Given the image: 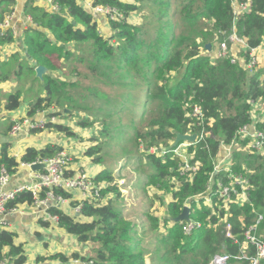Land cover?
I'll list each match as a JSON object with an SVG mask.
<instances>
[{"label":"trees","instance_id":"obj_1","mask_svg":"<svg viewBox=\"0 0 264 264\" xmlns=\"http://www.w3.org/2000/svg\"><path fill=\"white\" fill-rule=\"evenodd\" d=\"M233 1L244 3L248 0H94V5L116 9L126 19L130 13L149 8L155 19L149 27L148 24L141 26L123 20H109L115 42L98 31V23L78 0H53L58 7L55 12L40 5H31L27 9L35 25L25 32L28 59H34L37 66H44L50 72L66 68L70 71L67 73L75 77L73 82L47 74L42 81L38 79L44 96L30 105L28 117L47 111L48 118H60L58 112H49L52 107L56 111L57 107L67 108L68 113L75 111L78 115L89 111L91 108L81 105L79 100L86 102L99 97V84L127 89L121 94V101L113 102L109 95H102L110 107L106 116L112 121L106 124L100 135L109 139L113 137V132L121 130V142H134L137 147L145 145L143 151L149 165V184L165 192L174 188L170 178L173 180L179 176L180 159L172 153L165 156L150 154V149L161 146L168 151L174 149L170 147L178 133L197 134L203 127L210 132L206 142L188 150L194 157L192 163L200 164V169L192 181L181 180L179 190L172 191L173 201L168 205L166 220L168 224L169 220L177 218L185 204L192 202L197 216L194 220L203 223L202 229L185 236L181 224L173 222L167 233L162 234L158 218L145 214L143 226L148 229L146 235L154 236L152 245L155 246L154 249L146 248L143 239L146 235L140 236L137 224L127 220L123 213L122 196L112 171L103 170L96 175L95 182L111 183L101 195L107 197L110 194L113 198L82 202L79 216H70L54 206L48 209V213L58 218V224L70 236L76 237L81 245L91 247L90 258L77 253L70 257L56 253L50 257H39L38 262L68 264L74 259L89 264H150L147 259L157 253L154 264H186L188 260L190 264H210L216 256L224 253L233 257L228 264H248L234 257L239 253L247 228L254 225L258 215L264 218V157L257 152L233 156L236 162L234 173L243 174L249 183L248 202L226 205L213 197V203L217 205L211 208L205 206L204 199L199 201L200 208L195 202L198 196L208 192L212 177L226 181L222 174L215 175L214 170V162L222 152L221 143L230 145L239 129L256 121L252 116L254 105L259 101L264 103V68L245 69L240 63H232L231 59H215L210 54H204L206 45L213 44L215 37L219 38L218 41L224 39L219 31L231 34L233 27L236 34L246 40L249 49H264V0H251V12L241 16L235 15ZM14 3V0H0V23L14 11ZM14 41L10 30L6 37H0V45ZM16 57L13 56V59L18 61ZM76 58L79 60L68 69ZM246 58L248 62V54ZM60 61L63 63L59 64ZM80 66H85L86 70H80ZM30 72L36 75L34 68ZM83 77L92 79V83L83 86ZM141 86H144L143 90H140ZM132 91H137V94L132 96ZM144 91L140 98L139 93ZM21 99L20 91L10 95L6 111H17L21 107ZM195 106L202 109L205 117L200 128L192 126L200 123L193 116ZM127 111L131 115L129 122H113L115 115L119 113L121 117ZM16 122L10 123L6 133ZM78 125L90 127L93 123L81 116ZM44 130L73 135L65 124L49 123ZM31 131L38 133L43 130ZM9 148L8 143L2 145L0 173L5 167L10 175L17 171L21 163L32 164L54 158L64 151L54 144L40 150L29 148L18 161L9 155ZM94 150L89 149L85 155L93 158ZM131 152L129 148L127 154ZM242 155L244 158L241 160ZM93 159L101 165V158ZM216 189L215 185L212 190ZM56 192L67 200L73 198L70 191L59 189ZM45 193L46 190L40 192V199L45 198ZM33 203L32 192L26 191L7 207L11 211L17 206H32ZM77 206V201L72 202L74 209ZM40 223L46 227L51 225L50 221L41 220ZM227 225H231L230 232L239 240L238 244L227 236ZM263 231L264 220L258 235L262 236ZM16 237L15 232L0 229V262L27 264V253L23 245L16 243Z\"/></svg>","mask_w":264,"mask_h":264},{"label":"built area","instance_id":"obj_2","mask_svg":"<svg viewBox=\"0 0 264 264\" xmlns=\"http://www.w3.org/2000/svg\"><path fill=\"white\" fill-rule=\"evenodd\" d=\"M42 3H45L49 7V11H57L58 7L54 4L53 0H39ZM94 2V1H93ZM93 2H86L85 4L82 2L80 5L84 7L85 10H88L94 20L96 22L99 21L101 17H104L108 20L114 21H122L125 15L122 12H119L116 9L108 8L102 5H94ZM234 12L236 16H241L244 14H248L251 12L252 2L248 0L244 3H237L233 1ZM236 7L238 9H236ZM13 19L14 12L6 15L5 19L2 23H0V37H6L7 32L10 30L14 34L13 30ZM220 35L224 36V39L218 41L219 44L218 50L215 53V59H231L232 63H237L235 55L232 53L231 45L232 44H240L245 47L247 50V54L251 60L248 62V67L251 66L252 69L257 66L259 59V48L249 49L246 40L241 39L235 32V27H233V31L231 34H228L225 31H219ZM241 64V62H239ZM244 67V64H241ZM262 106V102H258L254 105V110L252 116L256 121H254L251 125H245L241 129H239L235 139L231 142L230 145L226 146V143H221V148L224 151V158L221 162H214V170L215 175L222 174L223 180H215L213 177L210 179V183L212 184L209 187V190L206 194H202L198 196L195 200L197 208H200L199 201L204 199L205 206L212 207L217 205V203H213V197H217L218 201L222 204H230L235 202H248L249 201V183L243 174L234 173L233 171V155L231 151L234 149H240L241 146L247 148L248 151H252L249 153L257 152L260 155L264 154V126L262 128L254 129V126L261 120L259 117H256L255 114L258 113V110ZM255 112V113H254ZM46 112L45 118L36 120L35 117L25 118L23 121L16 122L12 127L10 134L12 136L16 135L19 131L26 127L28 130H44L47 124L52 123L56 124L57 118L50 117L48 118ZM193 116L197 117L200 120L199 124H194L192 126L200 128L201 125L205 121L204 114L202 109L199 106H195L193 108ZM264 124V120L262 121ZM254 131L252 132V130ZM185 135H197V140L194 143L190 142H182L177 147L172 150H167L166 148L161 149V155L165 156L168 153H172L180 160L178 164V173L179 176H176L172 181L171 185L174 187L173 191L176 192L179 190V187L182 186L181 180L184 182L192 181L194 176L198 173L200 169V164L192 163L193 154H189L188 150L190 148L196 147L201 142H206L207 138L210 136V132L206 131V128L203 127L200 129L199 133H188ZM237 145V146H235ZM166 149V150H163ZM263 156V155H261ZM264 157V156H263ZM36 164H44V169L41 170L42 174L39 175V182L33 187H23L15 190H6V186L10 180L11 175L7 172L6 168L3 167L0 173V218L5 220V218L11 214L16 212V208L13 210H8V204L14 201L20 193L29 191L32 192L34 196V203L32 205L33 208H43L47 221H52L58 224V218L51 216L48 213V209L50 207L61 208L68 203L62 195L57 194L56 191L59 189H63L66 191H70L72 194H81V200L78 199L77 202L79 206L74 209L76 214H79L81 209V202H99L102 200H107L108 197H102L101 192L109 188L108 183H96L95 177H91L84 172H79L74 175L72 170H68L71 164V159L69 156L63 151L54 158L46 159V160H38L32 164H24L21 163L25 168L31 170V167ZM72 172L73 174H70ZM125 182H120L119 186H124ZM217 186L215 191L212 190L214 186ZM43 190H46L45 198L40 199L39 194ZM105 200V201H106ZM104 201V202H105ZM193 203H187L184 207L188 206L191 208L190 211V220L181 222L182 231L185 236H191L196 231L202 229L203 223L192 218V214L194 213V209L192 207ZM228 207V206H227ZM184 209V208H183ZM183 211V210H182ZM263 216L258 215V218L254 225L247 228L244 232V241L239 245V253L234 259L239 262H248V264H264V231L262 232V236L258 235V231L260 226L263 223ZM4 222V221H2ZM173 223V221H172ZM231 225H227V236L233 240H235L236 244L239 243V240L230 232ZM232 256L229 254L218 255L216 256L210 264H228L230 260H232ZM0 264H6L0 262Z\"/></svg>","mask_w":264,"mask_h":264},{"label":"rangeland","instance_id":"obj_3","mask_svg":"<svg viewBox=\"0 0 264 264\" xmlns=\"http://www.w3.org/2000/svg\"><path fill=\"white\" fill-rule=\"evenodd\" d=\"M123 1L129 2L131 0H123ZM32 5L36 6V3L35 4L33 3ZM41 7L43 9L47 8V6L42 4ZM107 21L109 20L107 19ZM123 21H127L130 24L141 25V26L144 24H148L149 27L155 22V19L150 14L149 8H145L143 9L142 12L138 11L137 13L136 12L130 13L129 17L127 19L124 17ZM98 31L106 38H110L113 42H115V38H113V31L111 30L108 24L104 25L102 23H98ZM218 40L219 38L215 37V39L212 42L213 43L212 45L217 43ZM214 48H216L215 45ZM204 54H210L212 57L215 56V53H213V51H211L210 53L206 51L204 52ZM246 56H247V51H246V55H244L245 57L244 62H241L238 59L240 58L239 55L235 54L237 64L241 62L244 64L245 69H249L251 68V66L248 67V62L251 60V58H249V61L247 62ZM22 57L25 56L22 55ZM78 60L79 59L76 58L74 61H72L68 69H70L71 66H73V64H75ZM29 64L30 62L26 59L20 62V66L22 68L21 71L17 74L18 77H15V75L12 76V73H14L12 69H14V66H16L14 62H12V64L9 67H5L3 65L2 67L0 66V145L1 142H6V141L10 142L11 140L10 137L8 135L5 136L6 134L4 133V131L10 125L8 119L9 114H7L9 112L6 111L5 109V105L7 103L8 97L12 94H15L17 91L22 92V101H21L20 110L24 112L26 109H28V107H30L31 104H35L39 97L44 96V92L42 91L41 88V83L39 82L37 76L33 75L30 72ZM256 67L263 69L262 67H260L259 62ZM256 67L252 69L254 70ZM82 68L86 70L85 66L82 67L80 66V70H82ZM61 70H62L61 76L58 77L55 76V78H59L62 81L66 80L67 82L75 81V77L67 73L70 71H68L66 68L65 69L62 68ZM88 72L90 73L89 70H87V73ZM263 74H264V70H263ZM3 77H8L7 80L8 83L4 82L5 78ZM81 81L83 83V86L90 85L92 83V79H88L85 77L81 78ZM99 86L101 89V95L99 97H96L95 99L92 100H88L86 102L84 100H79L81 105H87L89 108H91V110L86 111L82 114L80 113L81 115L80 114L78 115V113L74 111L72 115L71 113L67 112L69 111L67 110V108L63 109L61 107L60 108L57 107V112L61 116L60 118H57V121L59 120L60 121V122L58 121L59 123L65 124V126H67L70 129L71 133H73L72 136L66 133H63L62 135L55 130H51L50 132L47 130L46 132H44L45 133L44 137L46 136L50 137L53 143L56 140H64V142L66 143L70 142L71 145L70 148L66 147V150L64 151L69 156L72 163H74V159L76 158V156L74 155L73 152L70 151V149L74 150L75 146L77 147V149L79 150L81 149L80 152L81 155H77V157H79L80 159L79 160L76 159L78 163L81 161L83 164L84 160L90 162L92 160V162H94L93 158L95 157L101 158L102 160V163L100 165L101 169L112 171L113 178L118 182V185L120 182H125L124 186H119V190L122 192L121 194L122 210L127 220H130L137 224L138 227L137 229L140 236H145L148 231V229L143 226V221H144L143 217L145 216V214H152L156 216L159 220L160 232L162 234H166L168 228H171L173 226L172 221L174 220V219L169 220L168 224L166 223V220L168 219V215H167L168 205L171 201H173L172 188H170V192H165L159 190L157 186L149 184L148 177L150 173L149 171H147L149 169V165L147 164L148 161L146 159V154L143 151L145 145L144 146L141 145L137 147V145L134 142L125 143L124 140L121 142L119 138V136L121 135V130H118V133L113 132V137L109 139L107 138V136L102 137L100 135V132L103 131L104 128L106 127V124L108 125V122L112 121L110 117L106 116L107 111L110 109V107L107 105V102L105 101L104 97H102V95L103 94L109 95L110 99L113 100V102L121 101L122 100L121 94L125 93L127 89L124 90L120 87L114 88L110 85H105V84L103 85L99 84ZM143 87L144 86L139 87L141 88L140 90H143ZM83 94H88V92L87 93L84 92ZM132 94H133L132 96H135L137 94V91H132ZM144 94L145 91L139 93L140 98H142ZM24 103L27 104L28 107H25L23 105ZM137 103L139 104V102ZM114 105L115 104L113 103L112 106ZM140 107L141 106L139 104V108ZM54 111H55V107H52L49 112H54ZM118 114L114 116L113 122L117 123V121L119 120L121 123L129 122L131 115L129 114L128 111L122 113L121 117H119ZM88 115L89 117H87ZM81 116L88 118L89 122L93 123V126L90 127L79 126L78 123L80 122ZM255 116H257V114H255ZM24 118H28V117L25 116ZM34 134L37 135H31L32 139L30 141H35L37 138L43 137L39 133H34ZM94 138L96 140H94ZM71 140L76 142L72 143ZM173 145L174 143L172 144V147H170V149L174 148ZM20 146H24L25 148H27L28 142H23L21 143ZM122 146H126V147L122 148ZM32 148H36V147H32ZM129 148L132 150V152L130 154H127V150H129ZM162 148L164 147L162 146L152 147L150 149V154L154 153L157 156H160L161 153L158 150ZM11 149L17 151L16 148H14L13 146L11 147ZM89 149H95L94 150L95 156L93 158L85 155ZM249 152L252 151H248L247 148L241 146L240 149H235V150L233 149L231 151V154L232 155L237 153L248 154ZM261 155L264 156V154ZM243 158L244 157L242 155L241 160ZM140 159L141 162L139 161ZM120 161L122 162V164L120 163ZM94 163L97 164L96 162ZM121 165H123L122 169H121ZM118 167L120 169H117ZM170 180L172 181V178H170ZM107 196L109 197L111 195L109 194ZM195 213L192 214L193 219H196L197 217ZM50 232H51L50 234L53 237L52 238L47 237L45 240V244L41 242L36 243V248L37 246H39L41 250L40 252H44V254L53 251L55 248L63 252L67 244H65L64 241H62V238H58V237L63 235L69 238L70 235L67 233V231L64 228L62 229L53 228L50 230ZM46 236H48L47 233ZM153 237L154 236L152 234H148L146 235L145 238H143L145 240L144 246L146 248L148 247L150 249L155 248V246L152 245ZM16 243L17 244L20 243L21 245H23L26 252L32 253L34 250L33 246H35V243H32L31 241H29V239H27L24 236L17 235ZM90 249L91 247L87 249L86 252L83 253H85L86 255L91 254L92 250ZM222 255H224V253H222ZM157 257H158L157 253L152 254L147 259L148 263L154 264V262L157 260ZM90 264H93V262H91ZM186 264H190V260H188Z\"/></svg>","mask_w":264,"mask_h":264},{"label":"crops","instance_id":"obj_4","mask_svg":"<svg viewBox=\"0 0 264 264\" xmlns=\"http://www.w3.org/2000/svg\"><path fill=\"white\" fill-rule=\"evenodd\" d=\"M15 3L12 6V9L14 10V19H13V30H14V34H15V41L14 43L11 44H5V45H0V66L2 67H9L12 62H14L16 64V66H14V69H12V71L14 73H12V76L15 75V77H18V73L21 71L20 68V62L22 60H28L30 62V66H29V70L31 68H34L36 70L37 65H35V61L34 59L30 60V58L28 59L27 57V50H26V45L24 43L25 41V32L30 29V27H35L32 18L30 17V15L27 13V9L34 3H36V5H45L47 6L46 9L49 10V7L47 4L42 3L41 1H37V0H14ZM94 0H78L79 4H81L82 2L85 4L86 2H93ZM236 9H238L236 7ZM97 23H102L104 25L108 24V21L106 18L101 17L99 19V21ZM107 23V24H105ZM214 45L216 46V48H214ZM214 45H212V51L213 53H216L218 50V43H215ZM231 49H232V53L235 55H239L240 58H238L241 62H244L245 57L244 55L246 54V48L241 46L240 44H232L231 45ZM259 65L260 67L264 68V49L263 48H259ZM18 56L16 57V59L18 61H16L15 59H13V56ZM25 56V57H22ZM243 55V56H242ZM63 63V61H60L59 64ZM18 64V66H17ZM37 64V63H36ZM243 64V63H241ZM62 72L60 70L56 71V72H50L48 71L47 75H51L53 77H58L61 76ZM5 78L4 82L8 83V77H3ZM22 101V99H21ZM25 107H28L27 104H23ZM29 109L30 107H28V109H26L24 112L22 110H20V108L17 111L14 112H9L7 114H9V122L13 123L16 121H19L20 119H25L24 117H28L29 114ZM51 109H49L50 111ZM47 111L38 113L35 117L36 120H40L45 118ZM55 112H57L55 110ZM23 113V114H22ZM259 117V121L255 126L254 129L257 128H262L264 126V124L262 123V121L264 120V103H262V106L260 107V109L258 110L257 116ZM59 121V120H58ZM60 122V121H59ZM57 122V123H59ZM61 124V123H59ZM253 126V124H252ZM260 126V127H259ZM254 129L252 130V132L254 131ZM47 130L44 131H40L38 132L39 134H41V138H37L35 141H30L31 135H37L34 134V132H32L31 130H28L26 127H23V129L21 131H19L16 135L12 136L10 134V132L6 133V130L4 131V133L6 134L5 136H9L10 137V142H1L0 145V151L2 148V145L4 143H8L10 145V148L8 150V153L10 156L15 157L18 161H20V159L22 158V156L25 154L26 150L32 147H36V149L38 148V150L40 149H45L48 145H58L61 146L63 148V150H66V147L70 148V142H64V140H56L54 143L52 142V140L50 139V137L45 136V133ZM49 131V130H48ZM50 132V131H49ZM60 133V132H59ZM63 135V133H60ZM23 142H28V146L27 148H25L24 146H20L21 143ZM72 143H75L76 141H72ZM16 148L17 151H14L13 149H11V147ZM71 152L74 153V155L76 156V158L74 159V163L71 162L69 169L68 170H72V172L75 174L79 173V172H84L86 174H88L91 177H96V175H98L101 171H103L101 169V166L98 164H95L94 162L90 161H86L84 160L83 164L80 161L79 163L76 161V159H80L79 157H77V155H81V149H77V147H74V150L70 149ZM65 152V151H64ZM76 153V154H75ZM161 153V152H160ZM221 157L218 158L217 163L221 162V160L224 158V151L222 150L221 152ZM234 156V155H233ZM234 162V161H233ZM117 169H120L119 167ZM72 172H70V174H73ZM42 174V171H37L34 172L32 170H29L28 168L23 167L22 165H20V167L17 169V171L11 175L10 180L6 186V190H15V189H19V188H23V187H33L34 185H36L39 182V175ZM116 183H118L116 181ZM75 195L78 194H73V198L71 199V201H68L67 204H65L62 207V210L65 211L68 215L70 216H74L77 215L74 212V208L72 207V202H76L79 197H74ZM173 196V195H172ZM108 197V196H107ZM109 198H113L112 196H109ZM107 199V200H108ZM208 206V205H207ZM27 208V209H26ZM16 212L15 213H11L9 214L5 220H2L0 218V229H6V230H10V231H14L18 236H24L27 239H29V241H31L32 243H35V246H33L34 250L33 252H26L27 253V257H28V261L27 264H51L49 261H44V262H38V258L39 257H50L53 254L56 253H64L66 254L68 257H70L72 254L77 253L80 256H86L87 258L89 257V255H86L83 252H86L87 249H89L90 247L88 246H84L81 245L78 241L77 238L74 236H70L69 238L61 235V236H57L58 238H62V241H64L65 244H67V246L64 248V251L62 252L61 250H58L57 248H55L53 251L48 252L46 254H44V252H40V248L39 246H37L36 248V243H43L45 244V240L47 237L52 238L53 236L50 234V230L53 228H57V229H62L60 227L59 224H56L55 222L50 221L51 225L46 227L43 226L40 221H47L46 220V216H45V212L43 208H33L32 206L28 205V204H24V205H20L16 207ZM125 215V214H124ZM4 221V222H2ZM49 222V221H48ZM46 233L48 234V236H46ZM20 244V243H19ZM79 248V249H78ZM91 250V249H90ZM40 253V254H39ZM53 253V254H52ZM89 264L87 262H82L80 260H74L71 259L70 262L68 264ZM53 264H62L60 262L57 263H53Z\"/></svg>","mask_w":264,"mask_h":264},{"label":"water","instance_id":"obj_5","mask_svg":"<svg viewBox=\"0 0 264 264\" xmlns=\"http://www.w3.org/2000/svg\"><path fill=\"white\" fill-rule=\"evenodd\" d=\"M62 47H65V46L63 45ZM206 50H207V52L210 53L212 51V44H207L206 45ZM30 60H32V58H30ZM35 65H37V64L35 63ZM47 73H48V69L46 67L37 66V68H36V76H37L38 79H40L42 81L44 79V76ZM196 140H197V135H185V134L178 133V134H176V139H175L173 147L174 148L177 147L182 142L194 143V142H196ZM158 151L161 152V149H159ZM44 167H45L44 164H36V165H33L31 167V170L34 171V172H37V171L43 170ZM190 211H191L190 207H188V206L184 207L182 213L177 218H175L173 220V222L174 223H181V222H184V221H189L190 220ZM77 216H79V214H77Z\"/></svg>","mask_w":264,"mask_h":264},{"label":"bare ground","instance_id":"obj_6","mask_svg":"<svg viewBox=\"0 0 264 264\" xmlns=\"http://www.w3.org/2000/svg\"><path fill=\"white\" fill-rule=\"evenodd\" d=\"M74 197H79V199L81 200L82 195H81V194H78V195H75ZM81 203H82V202H81Z\"/></svg>","mask_w":264,"mask_h":264},{"label":"clouds","instance_id":"obj_7","mask_svg":"<svg viewBox=\"0 0 264 264\" xmlns=\"http://www.w3.org/2000/svg\"><path fill=\"white\" fill-rule=\"evenodd\" d=\"M117 185H118V183H116ZM112 184L111 183H109V186H111ZM118 187H119V185H118ZM120 191V190H119ZM172 191H173V189H172ZM120 193L122 194V192L120 191Z\"/></svg>","mask_w":264,"mask_h":264}]
</instances>
